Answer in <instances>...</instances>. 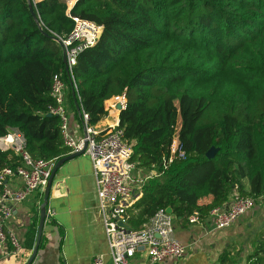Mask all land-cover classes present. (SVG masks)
I'll list each match as a JSON object with an SVG mask.
<instances>
[{"label": "trees", "instance_id": "trees-1", "mask_svg": "<svg viewBox=\"0 0 264 264\" xmlns=\"http://www.w3.org/2000/svg\"><path fill=\"white\" fill-rule=\"evenodd\" d=\"M68 9V0H0V136L19 130L37 158L69 155L60 118L49 113L61 74L70 105L92 124L107 115V99L127 93L120 125L137 171L148 176L127 211L131 228L160 208L181 221L195 211L204 219L235 192L264 195V54L244 76L224 74L264 31V0H76ZM73 16L102 27L98 42L78 54L76 97L60 42ZM175 137L185 157L169 161ZM212 147L218 151L208 158ZM12 155L0 150V168Z\"/></svg>", "mask_w": 264, "mask_h": 264}, {"label": "built area", "instance_id": "built-area-1", "mask_svg": "<svg viewBox=\"0 0 264 264\" xmlns=\"http://www.w3.org/2000/svg\"><path fill=\"white\" fill-rule=\"evenodd\" d=\"M75 2L76 0H68V13ZM72 18L75 27L68 37L60 38V42L66 56L65 64L72 79L73 89L78 94L77 82L73 75L78 54L98 42L102 27L77 16ZM68 92L69 87L64 77L56 74L50 92L55 104L50 107L49 113L60 118L62 136L69 152L84 151L83 154L91 159L99 199L98 206L111 251V264H134L135 255L143 249L146 250L150 264L171 257L178 259L184 257L188 245L176 237L174 215L169 213L167 208H160L141 228L135 229L127 225V211L141 198V186L148 179L143 171H137V165L132 160L133 147L125 139L124 129L120 125L121 113L127 107V93L115 95L104 102L107 115L103 124L99 122L92 124L89 113L81 110L84 133L77 136L70 128ZM0 150L14 154L10 158V163L0 168V259H2L7 256L17 257L23 251L21 237L16 230L8 226V222L18 204L36 191L45 193L57 159L34 157L27 149L26 137L19 130H10L0 136ZM175 157H185V152L179 147L176 137L171 147L169 161ZM14 177L20 178L22 187L14 188L11 184ZM255 206L254 198L235 192L227 207H214L208 217L215 229L224 230L235 225ZM54 215L53 209H46V220ZM188 221L190 224H201L203 221L201 213L195 211ZM94 263L104 264L102 256H97Z\"/></svg>", "mask_w": 264, "mask_h": 264}, {"label": "crops", "instance_id": "crops-1", "mask_svg": "<svg viewBox=\"0 0 264 264\" xmlns=\"http://www.w3.org/2000/svg\"><path fill=\"white\" fill-rule=\"evenodd\" d=\"M67 106L70 128L77 136H82L81 114L70 105L68 98ZM105 121L103 118L99 124ZM11 184L16 189L23 185L19 177H14ZM255 200L252 211L224 230L215 229L209 217L201 224H190L174 216L176 234L183 243L189 244L190 253L154 264H253L258 258L264 260V195ZM211 201V195L205 196L200 204ZM230 201L231 198L225 207ZM43 202L44 194L36 191L15 207L8 226L18 232L23 251L17 257L0 259V264H27L36 244ZM98 203L90 157L82 154L66 161L58 169L50 190L47 208L53 209L55 215L45 221L39 251L32 264H95L94 259L99 255L104 264H111L110 246ZM223 255L225 262L221 263ZM133 262L150 264L146 250L139 251Z\"/></svg>", "mask_w": 264, "mask_h": 264}, {"label": "rangeland", "instance_id": "rangeland-1", "mask_svg": "<svg viewBox=\"0 0 264 264\" xmlns=\"http://www.w3.org/2000/svg\"><path fill=\"white\" fill-rule=\"evenodd\" d=\"M263 54H264V31L258 36V38L255 41L248 43L247 46L240 51V53L236 56V58L230 62L228 68H226V71L228 73H224V74L226 76L227 75L228 76L234 75L240 77L244 76L245 74H247V71H249L253 66L256 65L257 68L261 66V60L263 58ZM231 87L234 92V86ZM216 89H217L216 85L213 84L211 87V91L214 90L216 92ZM217 94L223 98L226 96L225 90H222L221 92H217ZM175 233H176V229H175ZM176 237L179 239V236L177 234ZM187 253H190L189 247L187 248Z\"/></svg>", "mask_w": 264, "mask_h": 264}, {"label": "water", "instance_id": "water-1", "mask_svg": "<svg viewBox=\"0 0 264 264\" xmlns=\"http://www.w3.org/2000/svg\"><path fill=\"white\" fill-rule=\"evenodd\" d=\"M31 12L33 14V16L38 19L37 17V14H36V11L34 10L33 6H31ZM63 59H64V62L66 61V56L65 54L63 55ZM66 70L68 72V67L66 66ZM73 95L76 97V92L75 90L73 89ZM75 102H76V105H77V108L78 110H80V105L78 103V100L77 98H75ZM218 149L215 148V147H212L208 152H207V157L208 158H213L216 153H217ZM84 153V151H81V152H76V153H71L63 158H61L60 160H58L56 162V165L52 171V174H51V177L49 179V183L46 187V190H45V193H44V202L41 206V214H40V223H39V229H38V236H37V240H36V244H35V247L33 249V252L27 262V264H32L33 261L35 260L37 254H38V251H39V247H40V244H41V240H42V235H43V231H44V226H45V221H46V209H47V205H48V202H49V195H50V190H51V187H52V184H53V181H54V178H55V175L58 171V169L68 160L74 158V157H77V156H80ZM167 211L169 213H173V210L169 207L167 208Z\"/></svg>", "mask_w": 264, "mask_h": 264}]
</instances>
